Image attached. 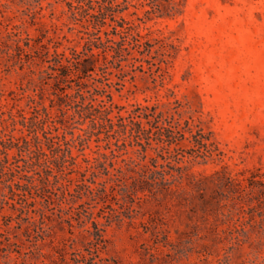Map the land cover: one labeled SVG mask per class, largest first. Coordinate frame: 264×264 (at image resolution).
<instances>
[{"label": "rangeland", "instance_id": "obj_1", "mask_svg": "<svg viewBox=\"0 0 264 264\" xmlns=\"http://www.w3.org/2000/svg\"><path fill=\"white\" fill-rule=\"evenodd\" d=\"M98 1L0 0V264H264V0ZM77 53L95 70L61 65ZM82 81L89 106L151 129L93 127L60 98ZM46 113L66 153L50 185L17 147Z\"/></svg>", "mask_w": 264, "mask_h": 264}, {"label": "trees", "instance_id": "obj_2", "mask_svg": "<svg viewBox=\"0 0 264 264\" xmlns=\"http://www.w3.org/2000/svg\"><path fill=\"white\" fill-rule=\"evenodd\" d=\"M93 1V0H91ZM97 3H99L100 9L92 13V16L97 17L98 15L103 14V9L107 8V6H103L98 0H95ZM79 6L82 7V2L84 0H79ZM102 22V25H105V19H102L100 23ZM101 25V24H100ZM94 44L98 48L105 47V41L101 39V37H94ZM86 43L88 41H85ZM92 51V48H91ZM105 55L106 58L108 57V53ZM79 53H77V61L75 59L72 61L69 57L65 56L64 60H61L60 63L63 67L68 68V69H73L70 68L72 65L75 66L73 69L74 75H80L82 73H88L91 70H95L96 65L95 62L90 61L88 58H85L83 56H79ZM101 53H91V56L97 57ZM75 64V65H74ZM67 73H62L60 71H57L56 77H64L66 76ZM83 85L87 86V83L82 81L79 84V87H70L71 92H66L64 94L60 95L61 99H68L72 103L78 104V111L77 113L81 115L82 118L86 119L88 118L90 123L92 124L93 127H110L113 132H118L119 130L115 128L116 123H114V118L120 117L122 120L123 119H129L130 123L133 124V126L130 127L132 134L133 133H138V134H133L132 136H139L140 133H144L145 131H149L151 128H146L142 126L141 122H137V120L133 117L131 118V115H128L127 117H122L120 115H115L114 117L111 116L112 112H109L107 109H100L93 107V105L89 106V103H86V99H102L94 95H86L84 92V87ZM73 90V91H72ZM163 113H157L155 117L161 118L158 119L157 121H161L163 124L162 120ZM165 121V120H164ZM150 122V121H149ZM58 123L62 124L61 121L56 119L55 117H52L50 114H35L29 117L27 120L23 121L22 125L26 128L28 133H24L25 131H22L24 133L23 138H22V144H17V147L21 150V152H24V166H26V171L27 172H35L41 176V180L44 184L50 185V177L54 176L57 178L56 183L59 182L58 178L60 179V171H63V166L66 162V153L65 149H63L62 144L60 143V127L57 126ZM130 123H122L118 127L122 129V132H125V130H128ZM159 128L163 130H167L170 135L173 133V130H171V125H162L159 126ZM121 131V130H120ZM39 132L42 133V135L39 134ZM32 133V134H31ZM31 134V135H29ZM157 139L159 142L162 143V147L165 148V145L170 147V145L173 143V141H170L171 139H163L162 136L166 135L163 131H158L157 133ZM30 136V137H29ZM69 144V142H66ZM150 163L149 164H144L140 169L144 173H149L151 176H153L156 173H159L158 171V156H153L150 157ZM99 163H101L99 160H97ZM54 166L56 169L59 171L58 175H53V169ZM121 169V167L119 168ZM118 169V171H119ZM120 170L118 173H113L110 176V186L107 187L106 185H103V188L100 189L98 186L93 188H89V192L94 195H97L96 193L98 191H101V195H99L100 198L105 199L108 195H110V192L115 190L117 182L121 181V178H125V172H121ZM173 176V175H172ZM154 178V177H153ZM137 180V179H136ZM135 180V181H136ZM155 182L156 179H152ZM55 183V182H54ZM115 183V184H114ZM135 183V182H134ZM168 183H171L169 181ZM120 187L124 189L125 191L129 190V186L125 183V181H122V184L119 183ZM29 188H36L37 185L34 183V181L30 180L28 183ZM142 190L143 195L147 196L148 194L146 193V190L144 189H137L134 188V193L137 191ZM99 194V193H98ZM105 201V200H104ZM94 224V233L98 236V238L102 239V234L101 232L103 231V228L100 227V223L98 222H93Z\"/></svg>", "mask_w": 264, "mask_h": 264}]
</instances>
